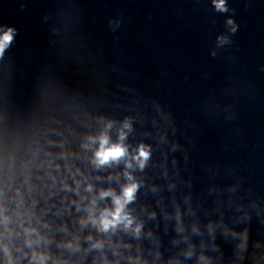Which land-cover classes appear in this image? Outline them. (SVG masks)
<instances>
[{"label":"clouds","instance_id":"9594fccd","mask_svg":"<svg viewBox=\"0 0 264 264\" xmlns=\"http://www.w3.org/2000/svg\"><path fill=\"white\" fill-rule=\"evenodd\" d=\"M215 8L218 11H226L225 0H213ZM229 24H232V21H228ZM235 31V28L232 29ZM12 29L9 28L6 32L0 36V55L3 54L5 48L12 40ZM221 42H224V38H220ZM111 127V125H108ZM124 127H128V124L125 123ZM125 137L123 132L120 133V140L122 141ZM99 149L95 153V162L98 166L107 165L110 162H117L121 158L127 155V149L122 144H111L109 145V139L107 135H101L99 137ZM149 151L146 150L144 145H141L138 149L137 155L133 157L136 160L139 167L142 169L145 165V162L149 159ZM128 167L132 165L129 163L127 164ZM127 175V173H126ZM131 179V177H129ZM138 185L136 183H130L123 187L122 194L117 196L114 195L111 190L102 191L100 193L101 198L105 197H112L113 209H105L98 219L93 218V224H99L100 230L107 232L109 229H115L117 225L123 224L125 228H129L132 225V219L130 216L125 212L126 205L132 202L135 198V193L137 191ZM134 231L139 234L140 226L138 225ZM28 236H31V230L26 229ZM26 244L29 246L32 245L33 241L28 238L26 239ZM99 246V244L94 245ZM5 253L8 255V264H13L12 257L10 255L8 246L5 245ZM189 256L192 254L191 251L187 253ZM201 260L205 259L203 256L200 258ZM32 260L36 261V264H47V257L43 253H33Z\"/></svg>","mask_w":264,"mask_h":264}]
</instances>
